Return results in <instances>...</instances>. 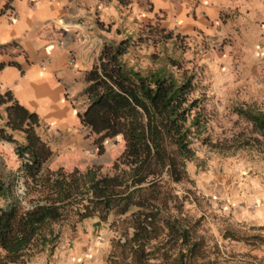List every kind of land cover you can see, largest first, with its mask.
Returning <instances> with one entry per match:
<instances>
[{"label": "trees", "instance_id": "obj_1", "mask_svg": "<svg viewBox=\"0 0 264 264\" xmlns=\"http://www.w3.org/2000/svg\"><path fill=\"white\" fill-rule=\"evenodd\" d=\"M123 2L124 0H119ZM178 37V36H177ZM128 39L103 45L98 63L86 71L82 95L86 107L77 116L80 124L96 136L102 150L105 139L121 136L124 148L112 172L99 167L85 170L45 168L52 151L39 135L35 112L20 105L10 91L0 93L5 105V127L22 132L17 142L5 127L0 139L15 145L21 159L18 177L25 189L18 190L17 177L0 176V264H24L59 236L54 225L74 219L97 218L94 228L113 216L118 223L119 252L107 264H220L225 260L219 246L201 232L202 217L183 211L194 191L176 186L193 183L187 163L196 157L194 143L200 141L220 151L264 145V110L234 106L233 111L251 125L220 141L204 135L210 120L204 94H195L197 75L172 60L177 70L148 71L127 66L122 56ZM28 195L30 204L25 205ZM264 230V226L254 227ZM222 237L244 236L226 229ZM255 239L264 243V237ZM109 261V262H108ZM226 261V260H225ZM253 264H264L263 259Z\"/></svg>", "mask_w": 264, "mask_h": 264}, {"label": "crops", "instance_id": "obj_2", "mask_svg": "<svg viewBox=\"0 0 264 264\" xmlns=\"http://www.w3.org/2000/svg\"><path fill=\"white\" fill-rule=\"evenodd\" d=\"M141 23L198 47L210 45L200 59L207 72L222 74L224 67L230 84L237 71L246 90L261 89L255 85L264 80V0H0V93L10 91L38 115V132L72 140L82 126L77 113L87 104L86 71L98 63L104 44L132 35ZM6 121L5 114L1 127ZM219 187L237 218L264 223V160L237 155L234 186L230 192L225 184ZM92 240L62 230L52 249L45 247L24 264H74L79 258L83 264H107L106 243Z\"/></svg>", "mask_w": 264, "mask_h": 264}, {"label": "rangeland", "instance_id": "obj_3", "mask_svg": "<svg viewBox=\"0 0 264 264\" xmlns=\"http://www.w3.org/2000/svg\"><path fill=\"white\" fill-rule=\"evenodd\" d=\"M175 37L173 39L171 33L157 25L141 23L137 32L124 38L128 39L129 47L122 59L127 66L143 72L157 68L176 72L177 69L171 63L172 60L180 62L184 68L193 70L197 75L195 94L206 96V110L210 120L204 135L210 136L211 141H220L240 131H248L251 125L244 117L235 113L233 107L244 106L264 110V80L255 85L256 88L260 87V90L250 88L248 91L246 85L241 83L243 78L237 75L236 71L234 77L230 79L234 83L229 84V80L224 76V67L219 70L223 72L222 74L218 71L207 72L200 61L205 49L210 45L205 46L201 43L198 47L183 37ZM236 85L237 89H235ZM4 106L0 105V127L4 125L6 114ZM38 133L52 151L50 159L45 163V168L50 170L59 167H63L66 171L75 168L85 170L88 167H99L104 173L112 172V166L124 148L122 137L116 136L105 139L102 143V150H100L96 143V136L90 134L83 126L79 127L77 132H72V140L70 137L67 139L53 138L45 130ZM12 135L18 143L24 142L22 132L15 131ZM194 147L196 157L187 163L186 167L193 183L176 186L181 193H185V188L194 191V195H191L186 202L183 212L194 219L203 218L200 225L201 232L210 236V244L216 243L225 257L226 261L219 260L220 264H253L259 259H263L264 262V243L255 239L256 235L263 238L264 230L254 228L264 226V223H252L250 220L237 218L234 215L232 203L227 201L223 193L218 192L219 185H227L228 192L232 189V184L234 186V157L245 154L252 161L264 160V145L227 152H220L200 141H196ZM14 148L13 143L0 139V176L5 181L13 178L15 180L17 177L18 190L23 192L24 178L18 177L21 159L15 153ZM212 184L213 188H210L208 185L212 186ZM31 199L32 197L28 195L23 203L28 206ZM3 203L4 201L0 199V206ZM96 219L86 218L76 223L74 219L62 221L54 225V230L61 232L72 229V232L91 236L94 243H106L107 263L108 257L119 252L115 244L120 236L119 221L113 225V221L117 218L110 216L107 222L101 224V227L94 228L93 223ZM226 229L234 230V233L244 238L241 240L224 238L222 234Z\"/></svg>", "mask_w": 264, "mask_h": 264}, {"label": "built area", "instance_id": "obj_4", "mask_svg": "<svg viewBox=\"0 0 264 264\" xmlns=\"http://www.w3.org/2000/svg\"><path fill=\"white\" fill-rule=\"evenodd\" d=\"M6 10L10 12V18H11V20H14L16 18V14L11 9V7L10 6H7L6 7ZM259 46L262 47L263 44H260ZM67 64L70 65V66L73 65V64H75V57L73 56L72 52H70V54L68 56ZM74 264H83L82 258H79V259L75 260Z\"/></svg>", "mask_w": 264, "mask_h": 264}]
</instances>
